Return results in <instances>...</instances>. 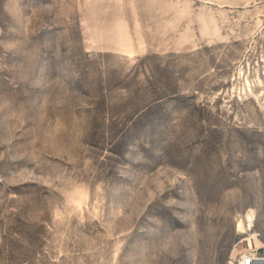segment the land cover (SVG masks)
<instances>
[{
  "label": "rangeland",
  "instance_id": "374dc122",
  "mask_svg": "<svg viewBox=\"0 0 264 264\" xmlns=\"http://www.w3.org/2000/svg\"><path fill=\"white\" fill-rule=\"evenodd\" d=\"M251 250L264 0H0V264Z\"/></svg>",
  "mask_w": 264,
  "mask_h": 264
},
{
  "label": "built area",
  "instance_id": "2783aa9c",
  "mask_svg": "<svg viewBox=\"0 0 264 264\" xmlns=\"http://www.w3.org/2000/svg\"><path fill=\"white\" fill-rule=\"evenodd\" d=\"M227 264H264V255L256 250L246 251L238 257L231 258Z\"/></svg>",
  "mask_w": 264,
  "mask_h": 264
},
{
  "label": "bare ground",
  "instance_id": "6f19581e",
  "mask_svg": "<svg viewBox=\"0 0 264 264\" xmlns=\"http://www.w3.org/2000/svg\"><path fill=\"white\" fill-rule=\"evenodd\" d=\"M255 213H254V211H252V210H249L247 213H246V221H248L249 222V224H253V222H254V220H255ZM241 232H243V233H245L246 231H245V226H241ZM252 238V237H251ZM255 238V237H254ZM249 239V238H248ZM248 239H246V242H247V247L248 248H252L253 246H250L249 244H248ZM252 241H253V239H252ZM253 243V242H252Z\"/></svg>",
  "mask_w": 264,
  "mask_h": 264
}]
</instances>
